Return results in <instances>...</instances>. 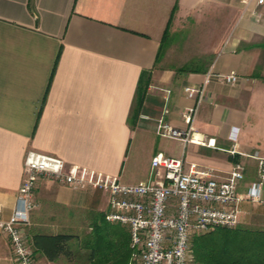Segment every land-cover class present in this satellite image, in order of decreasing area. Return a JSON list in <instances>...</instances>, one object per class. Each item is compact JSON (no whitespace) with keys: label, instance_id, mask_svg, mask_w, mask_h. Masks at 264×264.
I'll return each instance as SVG.
<instances>
[{"label":"crops","instance_id":"0c3cea01","mask_svg":"<svg viewBox=\"0 0 264 264\" xmlns=\"http://www.w3.org/2000/svg\"><path fill=\"white\" fill-rule=\"evenodd\" d=\"M166 32V34H165ZM187 34V35H186ZM182 36L189 53L176 58ZM235 70V84L213 76L195 126L216 146L157 134L167 110L183 128L185 91L206 73ZM146 85L137 105L141 82ZM166 89H170L167 95ZM147 116V117H145ZM234 132V137L232 136ZM30 149L68 165L111 174L125 183L147 180L154 154L163 152L210 166L221 175L245 167L239 192L258 178L264 156V4L240 0H0V204L9 216ZM26 234L37 264H113L90 259L85 237L105 216L110 238L127 226L106 220L108 194L73 190L41 178ZM245 200L241 222L264 228V205ZM260 211V213H257ZM68 233L73 257L50 260L33 245L36 234ZM130 247V243H129ZM0 264H15L0 228Z\"/></svg>","mask_w":264,"mask_h":264},{"label":"built area","instance_id":"2783aa9c","mask_svg":"<svg viewBox=\"0 0 264 264\" xmlns=\"http://www.w3.org/2000/svg\"><path fill=\"white\" fill-rule=\"evenodd\" d=\"M240 1L245 6L251 2L264 4V0ZM213 76L229 84L239 79L235 70L215 73L210 69L201 85L185 87L188 96L194 99L183 113L185 127L173 126L164 110L156 121L157 134L184 143L216 146V138L207 137L195 126L206 86ZM166 92L169 95L170 89ZM249 155L258 160V178L241 194L239 184L246 171L241 161L221 175L217 169L197 163L186 168L183 158L158 152L152 157L147 180L125 183L114 175L80 165L70 166L57 155L30 149L24 159L16 204L9 216L4 215L0 204V228L10 240L15 264H37L26 226L37 206L35 189L39 180L53 179L73 190L91 188L108 194L106 220L125 225L130 231L131 255L127 264H192L195 235L218 227L238 226L245 200L264 205V156L258 151Z\"/></svg>","mask_w":264,"mask_h":264},{"label":"trees","instance_id":"16d2710c","mask_svg":"<svg viewBox=\"0 0 264 264\" xmlns=\"http://www.w3.org/2000/svg\"><path fill=\"white\" fill-rule=\"evenodd\" d=\"M166 34V32H165ZM146 85L141 82L137 96L139 106L145 96ZM85 243L90 246V259L102 263L127 264L131 249L129 236L122 239L110 238V227L105 224V216L91 224ZM74 234H36L33 238L35 249L43 251L50 260L61 255L73 257L70 244ZM192 264H264V228L236 226L218 227L213 231L197 234L192 239Z\"/></svg>","mask_w":264,"mask_h":264},{"label":"rangeland","instance_id":"374dc122","mask_svg":"<svg viewBox=\"0 0 264 264\" xmlns=\"http://www.w3.org/2000/svg\"><path fill=\"white\" fill-rule=\"evenodd\" d=\"M186 42L187 41L184 40L182 36H179V37H177L175 39L174 43L176 44V46H174L173 49L176 52L175 53L176 58H182L181 53H183V54L189 53L188 50L189 49L191 50L192 47L187 48L185 46ZM252 204L257 205V206H260L261 205L260 203H252ZM257 213H260V211H258ZM238 226H244V227H249V228H260V227H262V226H257L253 222L252 223H250V222H245V223L244 222H240V224ZM86 262H87V264L89 263L88 261H86Z\"/></svg>","mask_w":264,"mask_h":264}]
</instances>
